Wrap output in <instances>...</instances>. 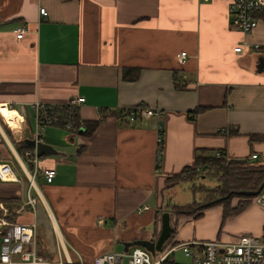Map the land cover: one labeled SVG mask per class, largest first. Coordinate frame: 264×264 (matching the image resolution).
Here are the masks:
<instances>
[{"label":"crops","instance_id":"obj_1","mask_svg":"<svg viewBox=\"0 0 264 264\" xmlns=\"http://www.w3.org/2000/svg\"><path fill=\"white\" fill-rule=\"evenodd\" d=\"M228 5L229 0H0V164H10L16 177L0 179V202L7 212L16 210L17 222L36 224L42 255L91 260L124 250L127 241L155 240L173 190L182 183L168 179L193 165L197 150H224L229 159L264 163V138H250L264 135V71L257 68L264 52L253 48L264 43V13L245 34L231 24ZM22 25L27 31L19 39L14 29ZM124 67H139V78L124 79ZM75 96L85 97L81 117L99 120L97 128L86 135L47 125L42 142L59 153L40 156L41 172L33 178V162L22 153L26 139L35 137L33 103ZM136 104L162 114L136 121L119 116ZM197 107L204 110L192 118ZM46 168L56 170L51 182ZM29 194L37 199L34 209ZM143 206L148 208L139 211ZM209 213L223 216V204L198 218L172 213L175 240L215 239L213 230L202 228ZM227 220L223 242L264 232V209L254 202Z\"/></svg>","mask_w":264,"mask_h":264},{"label":"built area","instance_id":"obj_2","mask_svg":"<svg viewBox=\"0 0 264 264\" xmlns=\"http://www.w3.org/2000/svg\"><path fill=\"white\" fill-rule=\"evenodd\" d=\"M264 11V0H229L228 12L231 24L245 34L251 33L259 24L258 14ZM48 11L45 7L40 8V15L46 16ZM27 29L24 25L14 29L16 37H24ZM263 44H254V50L260 51ZM242 45L235 48L241 51ZM188 54L186 51L181 53L182 62L186 61ZM85 103L84 96H75L63 103H47L36 100L33 107L36 113L37 127L35 132V141H42V132L47 125L58 126L63 122L62 127L72 133H79L86 130V122L82 117H78L76 109ZM69 109L66 116L61 115V111ZM104 114V113H103ZM160 109L136 104L125 108L119 113L120 117H125L129 121H136L139 118L153 115L160 116ZM105 115H102V118ZM101 118V119H102ZM158 155L159 160L162 145L163 132L159 127L158 136ZM217 156L226 157L228 155L224 150H217ZM33 162L32 176L35 178L41 170L39 166L40 157L36 148L28 150L26 153ZM257 158L253 154L251 159ZM43 173L48 182H51L56 175L54 168H46ZM0 179H16L13 168L10 164H0ZM37 199L29 194L27 204L33 209L36 208ZM253 202L264 209V183L262 189L255 195ZM0 208H5L0 202ZM147 206L139 208L143 212ZM6 209V208H5ZM0 264H177L174 259V252L181 249L190 259V264H264V232L261 236L253 234H241L235 240L223 242L219 239L213 240H189L172 243L161 251L154 254L140 245H134L128 250L114 251L108 250L98 254L91 260H85L81 255L76 258H60L58 261H52L42 255L38 249V240L36 234V224H27L20 222H9L5 218H0Z\"/></svg>","mask_w":264,"mask_h":264},{"label":"trees","instance_id":"obj_3","mask_svg":"<svg viewBox=\"0 0 264 264\" xmlns=\"http://www.w3.org/2000/svg\"><path fill=\"white\" fill-rule=\"evenodd\" d=\"M264 13V11H262ZM260 51L264 52V47H260ZM141 69L139 67H124L123 68V78L126 80L134 81L139 78ZM177 81V87L179 88V82ZM80 108L76 109V114L78 117H81ZM204 110V107H197L194 109L191 116H195ZM70 112L69 109L61 111L62 116H66ZM105 115V114H104ZM1 118V117H0ZM86 130L83 132L86 135H91L99 124L97 121H87ZM63 122L58 124L62 127ZM251 140L263 139L264 135L251 134ZM22 150V149H21ZM26 150H33V147L30 145H24L22 153L26 159L30 158L26 155ZM251 154L249 157H251ZM40 157V156H39ZM258 157V155H257ZM205 171H213L214 175H217L218 185L216 186L215 192L219 196L223 197L227 194H230L229 197L222 200L211 199L199 207L195 206V200L189 204H179L174 202H169L168 207L171 213L175 216H180L183 213L190 215L191 217L198 218L203 215L204 211L210 207L223 204L224 206V219H227L230 216H235L244 211L250 204L253 203L255 192L259 190L260 186L264 183V163H255L250 161L249 158L244 159H229L226 157H220L213 152L212 154L206 150H197L194 164L186 166L180 174L171 176L168 181L169 183H177L183 181L192 182V191L196 193L194 187V179L201 175ZM220 197V198H221ZM234 199H237V202L232 203ZM185 211V212H183ZM17 213L15 209H9L5 219L9 222H17ZM160 233V232H159ZM176 230L172 233L171 237L164 244V247L172 244L173 242H180L175 240Z\"/></svg>","mask_w":264,"mask_h":264},{"label":"rangeland","instance_id":"obj_4","mask_svg":"<svg viewBox=\"0 0 264 264\" xmlns=\"http://www.w3.org/2000/svg\"><path fill=\"white\" fill-rule=\"evenodd\" d=\"M218 183L219 182L217 175H214L213 171H205L194 179L193 184L195 190L197 191L196 193L192 191L191 181H184L177 184L176 188L173 190L174 202L186 205L195 200V206L199 207L201 204L211 199L218 200L221 197L217 192H215ZM6 214L7 210L5 208H0V218H5L4 215ZM184 215L186 216V214H183L182 216ZM207 216L211 217L204 220L205 222H203L202 228H204L205 231L213 230L216 234L215 239L222 240L221 236L227 231L226 226L228 220L224 219L223 216H215L213 213H209ZM117 249H122V246L120 245L119 247H117ZM173 256L177 264H190V259L184 254L181 249L176 250Z\"/></svg>","mask_w":264,"mask_h":264},{"label":"water","instance_id":"obj_5","mask_svg":"<svg viewBox=\"0 0 264 264\" xmlns=\"http://www.w3.org/2000/svg\"><path fill=\"white\" fill-rule=\"evenodd\" d=\"M257 68L260 72L264 71V56L259 57V64L257 65ZM83 133L84 131L81 130ZM26 142L32 146L33 148H36L37 154L39 156H42L44 154H58L59 152L55 150L51 145L46 144L42 141L36 142L35 139H26ZM263 187V184L260 186L259 190L255 192H251L252 194H257ZM230 194H227L226 196H223L219 198V200L226 199L229 197ZM162 227L159 233V236L155 240L151 239H136L132 241H127L124 244V250H128L130 247L134 245H140L142 247H145L149 251H151L153 254L156 251H161L163 249L164 244L168 241V239L171 237L172 233L175 231L174 226L172 225V213L170 211H164L161 218Z\"/></svg>","mask_w":264,"mask_h":264}]
</instances>
